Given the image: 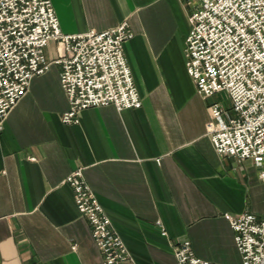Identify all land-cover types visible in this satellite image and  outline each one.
<instances>
[{
  "label": "crops",
  "instance_id": "1",
  "mask_svg": "<svg viewBox=\"0 0 264 264\" xmlns=\"http://www.w3.org/2000/svg\"><path fill=\"white\" fill-rule=\"evenodd\" d=\"M61 31L126 23L127 65L139 108L90 107L65 124L59 65L31 79L0 132V264H102L65 181L82 175L132 264H176L175 246L240 264L227 215L264 219V181L250 160L216 153L210 105L185 67L190 7L183 0H50ZM57 58V44L44 49Z\"/></svg>",
  "mask_w": 264,
  "mask_h": 264
},
{
  "label": "built area",
  "instance_id": "2",
  "mask_svg": "<svg viewBox=\"0 0 264 264\" xmlns=\"http://www.w3.org/2000/svg\"><path fill=\"white\" fill-rule=\"evenodd\" d=\"M190 7V31L184 56L197 93H224L228 106L210 105L214 120L210 139L221 156L250 160L264 181V0H183ZM127 24L84 33L61 31L50 0H0V132L31 79L60 66V85L68 102L65 124L79 122L90 107L113 105L118 111L139 108L141 101L125 59ZM50 41L57 58L44 56ZM76 207L100 249L102 264H132L119 235L86 183L82 170L65 180ZM240 264H264V219L252 212L227 215ZM176 264H216L197 257L188 240L174 248Z\"/></svg>",
  "mask_w": 264,
  "mask_h": 264
},
{
  "label": "rangeland",
  "instance_id": "3",
  "mask_svg": "<svg viewBox=\"0 0 264 264\" xmlns=\"http://www.w3.org/2000/svg\"><path fill=\"white\" fill-rule=\"evenodd\" d=\"M221 103H223L225 105V101L221 100ZM226 106V105H225Z\"/></svg>",
  "mask_w": 264,
  "mask_h": 264
}]
</instances>
